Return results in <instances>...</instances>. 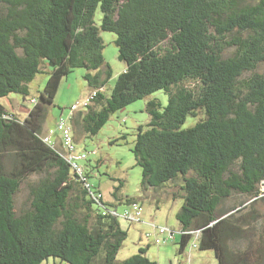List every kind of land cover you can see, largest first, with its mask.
Listing matches in <instances>:
<instances>
[{"label":"trees","instance_id":"obj_1","mask_svg":"<svg viewBox=\"0 0 264 264\" xmlns=\"http://www.w3.org/2000/svg\"><path fill=\"white\" fill-rule=\"evenodd\" d=\"M102 31L116 35L126 64L110 93ZM49 67L18 118L1 100L30 96ZM79 67L92 95L70 106L75 145L147 99L132 151L144 193L183 200L179 252L197 241L219 264H264V0H0V264H158L149 245L119 260L128 230L118 205L141 202L121 194L123 183L106 200L89 183L87 150L81 175L61 133L46 130L61 81ZM189 117L199 120L185 128Z\"/></svg>","mask_w":264,"mask_h":264},{"label":"rangeland","instance_id":"obj_2","mask_svg":"<svg viewBox=\"0 0 264 264\" xmlns=\"http://www.w3.org/2000/svg\"><path fill=\"white\" fill-rule=\"evenodd\" d=\"M101 12L97 13V21L100 22ZM104 40L103 55L106 63L112 69V78L106 85L107 93L114 87L118 76L125 70V62L118 58V47L115 44L116 35L112 32L102 31ZM48 70L37 74L30 83V96L24 97L19 93H12L1 101L6 108L14 113L18 118L25 119L28 116L33 104L31 99L38 97L44 90L49 77ZM88 72L86 68H75L63 78L54 104L49 109V116L45 123L46 129H56L57 120L66 117L70 111V106L75 103L83 104L92 95L91 88L84 75ZM161 98L164 104L167 103V96L163 91L155 94ZM147 99L133 102L124 109L114 113L107 124L100 132L92 137L83 140L76 146L78 151L89 153L90 163L95 168L90 167L89 183L94 190L100 189L106 200H114L112 192L117 186L123 183L121 194L139 200L143 204L142 222H128L120 219L124 229L128 230V238L123 248L120 250L118 258L124 260L139 251L140 247H148V257L158 262V264H219L214 251L191 248L189 244L186 252L191 254L193 260H187L186 254L179 252V241L181 238V227L177 219V213L182 206L183 200H173L170 197H157L151 192L142 191V169L136 164L132 148L136 139L137 128L140 124H145L150 117L146 111ZM199 120L198 117H189L183 127L194 125ZM57 132L54 136L56 139ZM126 135L123 139L122 136ZM116 140L115 143L111 141ZM264 191V186H263ZM27 199V189L23 186L18 195V206L21 207ZM237 201L233 198L227 201L223 207L231 206ZM250 200V202H252ZM124 204L118 205V214L123 215ZM264 215V204L257 205ZM248 210L246 209L245 212ZM155 227H168L174 230V238L167 233L166 242L162 244L154 243ZM150 233V238L145 237V233ZM49 261L54 262L51 258ZM60 263V260L57 259ZM50 264V263H48ZM60 264H66L61 262Z\"/></svg>","mask_w":264,"mask_h":264},{"label":"built area","instance_id":"obj_3","mask_svg":"<svg viewBox=\"0 0 264 264\" xmlns=\"http://www.w3.org/2000/svg\"><path fill=\"white\" fill-rule=\"evenodd\" d=\"M75 110V106L70 110L66 117L62 116L57 122V131L61 133L62 136V145L66 151L67 158L71 161L72 166L75 172L84 175V166L82 161L87 158V153L79 152L76 148L74 143L73 133L70 126V119L73 116L72 112ZM54 134L53 130H50L49 135L45 137V141L53 144L54 141L52 140L51 136ZM85 179V178H84ZM86 180V179H85ZM117 213V212H115ZM143 216V205L139 202H134L130 206L124 209L122 217L128 221H141ZM155 240L156 244H162L166 242V238L164 237L167 233L170 234L171 237L174 236V230L169 229L168 227H155ZM150 234H148L149 236ZM199 235L197 234L198 238Z\"/></svg>","mask_w":264,"mask_h":264},{"label":"crops","instance_id":"obj_4","mask_svg":"<svg viewBox=\"0 0 264 264\" xmlns=\"http://www.w3.org/2000/svg\"><path fill=\"white\" fill-rule=\"evenodd\" d=\"M46 130H48V129H46ZM54 136H55V135H54ZM58 138H59V134L57 135L56 139L58 140ZM142 220H143V219H141V222H142ZM146 233H147V232H146ZM146 233H145V237H146ZM149 234H150V233H149ZM154 236H156V232H155V230H154ZM166 236H167V235H165L164 237L166 238ZM154 240H155V237H154ZM154 243H155V242H154ZM194 243L197 244V241H195ZM196 244H193V245L191 246V248H198ZM184 254L187 255V260H189V261L193 260V257L191 256V254L188 255L187 252H185ZM187 264H188V263H187Z\"/></svg>","mask_w":264,"mask_h":264}]
</instances>
